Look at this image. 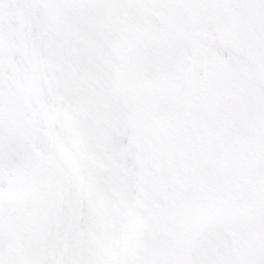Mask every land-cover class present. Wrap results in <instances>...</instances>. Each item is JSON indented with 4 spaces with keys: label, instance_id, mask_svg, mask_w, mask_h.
I'll return each instance as SVG.
<instances>
[{
    "label": "snow or ice",
    "instance_id": "obj_1",
    "mask_svg": "<svg viewBox=\"0 0 264 264\" xmlns=\"http://www.w3.org/2000/svg\"><path fill=\"white\" fill-rule=\"evenodd\" d=\"M0 264H264V0H0Z\"/></svg>",
    "mask_w": 264,
    "mask_h": 264
}]
</instances>
